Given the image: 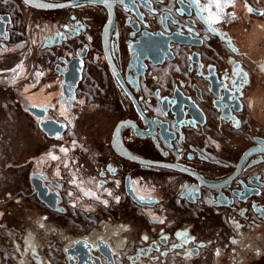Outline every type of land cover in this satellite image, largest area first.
Returning <instances> with one entry per match:
<instances>
[{
  "label": "flooded vegetation",
  "instance_id": "af4514ba",
  "mask_svg": "<svg viewBox=\"0 0 264 264\" xmlns=\"http://www.w3.org/2000/svg\"><path fill=\"white\" fill-rule=\"evenodd\" d=\"M232 2L224 9L231 19L223 15L212 33L189 0H116L109 53L123 86L102 44L108 7L72 3L36 9L23 0H0V78L11 82L4 90L18 96L40 130L41 119L28 111L31 107L46 111L44 122L65 124L60 140L41 132L53 143H74L72 174L78 177L40 158L28 172L29 182L8 196L0 264H201L204 258L205 264H264V69L259 74L242 58L256 47L257 34L264 52V15L247 10L264 13V0ZM248 15L262 21L248 35L244 26L237 30L248 48L243 49L223 29ZM77 68L68 97L67 77ZM237 70L246 74V82ZM251 105H259L262 118L252 119ZM89 119L101 133L94 144L80 145L77 128ZM125 121L143 133L165 124L173 134L168 142L158 134L141 138L131 126L123 129L122 142L140 158L192 174L142 166L117 154L114 131ZM33 173L41 176L43 195L55 200L54 209L39 199ZM206 183L220 186L214 191ZM25 199L40 206L37 226L20 218ZM177 233H187V242ZM80 241L84 248L69 254Z\"/></svg>",
  "mask_w": 264,
  "mask_h": 264
},
{
  "label": "rangeland",
  "instance_id": "374dc122",
  "mask_svg": "<svg viewBox=\"0 0 264 264\" xmlns=\"http://www.w3.org/2000/svg\"><path fill=\"white\" fill-rule=\"evenodd\" d=\"M233 0H228L229 6L232 5ZM253 1V0H252ZM228 6V7H229ZM227 7V8H228ZM225 19H231L230 14L224 10ZM262 18L248 15L247 18L241 22L235 23L234 27H225L223 33L229 34L234 41L243 49L247 48L246 43L242 42L243 38L239 39L238 29L245 28L249 29L247 35L251 33L253 27L259 25ZM242 26V27H241ZM231 33V34H230ZM245 35V34H244ZM256 37V36H255ZM258 40L256 42V47L248 50L247 57L242 56L252 66V69L257 71L259 74L264 69V52L260 49L263 41L259 34L256 37ZM246 38H244L245 41ZM258 46V47H257ZM248 49V48H247ZM255 49H257L255 51ZM12 75V74H11ZM10 80L0 78V225L1 228L6 227V219L10 217L8 213L9 207L7 204L8 196L14 195V197L19 192V188L25 186L28 180V172L33 170L32 168L40 158H44L50 164H56L62 170L70 173V176L76 175L72 174V168L77 167L74 165L73 157L77 151L76 147H73L74 143L71 141L67 143H53L45 138L41 130L39 129L36 122L32 119L30 120L24 113L20 106V100L17 95H11L9 90H4L10 84ZM258 83L255 84V89L253 95L258 93L257 87ZM28 97L33 98V94ZM19 101V103H18ZM259 105H251L252 119L258 120L262 118L261 111L258 107ZM94 116V120L95 121ZM89 118H92V113H90ZM91 119L87 122L88 125H81L77 128V135H81L80 140L77 141L80 145L94 144L93 140L96 136L101 133L100 127H97ZM93 123V125H92ZM74 130H71V135L74 134ZM95 136V137H94ZM85 140V141H84ZM61 149H66V151H61ZM53 156L58 157V159H52ZM33 162V164H27V162ZM79 161H75L77 163ZM37 168V166H35ZM34 167V168H35ZM68 175V174H67ZM25 188V187H24ZM14 206V205H13ZM81 211H86V206L78 207ZM18 209L21 211L19 213L20 218L24 221H28L31 225L37 226L38 217L40 213V206L35 199L27 200L25 199L20 203ZM78 212V211H77ZM78 214V213H77ZM100 214V213H99ZM97 214L95 219H101V216ZM90 218V217H89ZM91 218H93L91 216ZM16 219L13 218L12 222ZM96 221V220H95ZM93 225V222L90 223ZM208 258H204L201 264H205ZM213 259L211 263H213ZM59 264V263H58Z\"/></svg>",
  "mask_w": 264,
  "mask_h": 264
},
{
  "label": "water",
  "instance_id": "95a60500",
  "mask_svg": "<svg viewBox=\"0 0 264 264\" xmlns=\"http://www.w3.org/2000/svg\"><path fill=\"white\" fill-rule=\"evenodd\" d=\"M25 2V0H23ZM72 3H76V4H84V3H91L89 2V0H76L74 2H67V3H62V4H57V5H64L63 7H37L35 6V4H44V5H51V4H47L41 0H33L32 3H26L27 5H29L30 7L36 8V9H52V8H65L67 6H69ZM91 4H98V5H103V4H99V3H91ZM105 6V5H103ZM107 7V6H106ZM109 9V18L108 21L103 29V33H102V44H103V49H104V53L105 56L107 57L108 63L111 66V70L114 72L115 76L119 79V81L123 84L120 75L111 59L110 53H109V44H110V38H111V32L114 26V21H115V13H114V9L113 7L108 8ZM253 9V14H255L256 16H262L261 11H257L256 9ZM175 43L179 44V45H194V44H190L189 42L186 41H182V40H177L174 41ZM110 57V59L108 58ZM161 63V62H156V64ZM78 73H79V69L77 68V70H75V73L73 72L72 76L67 77V84L66 86H70L69 89H71V91L66 90L65 87V93L67 94V96L69 97L71 93H73V89L75 87V81L76 79H78ZM72 97V95H71ZM129 97L131 98V100L135 103L137 110L139 113H141V109L139 108V106L137 105L133 95H131L129 93ZM34 117H36L37 119H41V123H40V128L41 130L51 139H56V140H60L63 137V134L66 130V126L65 124H61L58 123L57 121H45L44 122V117L46 115V111L42 110L40 108L37 107H31L28 110ZM127 126H131V128H133V130L137 133L138 136H140L141 138H146V137H150L151 135H156L158 134L161 139L163 141H167L172 138V133H169L166 131V125L165 124H160L158 125V129L154 128L152 132H148V133H143L142 131H140L138 129V127L136 126V124H134L131 121H125L120 123L115 131H114V137H113V141H112V145L113 148L115 149L116 153L119 154L121 157H123L124 159L130 161V162H134L137 164H140L142 166H153V167H159V168H168V169H173L176 171H179L181 173H185V174H192L188 171H186L185 169H183L182 167L173 165V164H167L164 162H154V161H150V160H146L143 158H140L136 155H134L131 151H129L126 146L123 144L122 142V138H121V134L123 132V129ZM158 130V132H157ZM253 149H249L245 152V154L243 155V157L240 160L239 163V169L241 168L243 162L245 161V159L250 155V153L252 152ZM41 176L39 174L33 173L30 175V181L31 184L33 186V188L35 189V192L38 194L39 199L45 203L46 205H48L51 208H55V200L54 201H50L49 199H47L44 195H43V191L42 188L40 186L41 180H40ZM232 178V176L230 178H228L225 182H228L230 179ZM225 182L223 184H225ZM206 186L214 191H217L219 189L220 184L218 183H206ZM99 244H103L102 242H99ZM85 246V241H80L76 244V246L73 249H69L68 253L69 254H76L77 250L84 248ZM108 247V245H105ZM104 248L106 249V247H102L101 251L102 254L105 255L104 253ZM78 254V253H77Z\"/></svg>",
  "mask_w": 264,
  "mask_h": 264
},
{
  "label": "snow or ice",
  "instance_id": "6c2138e0",
  "mask_svg": "<svg viewBox=\"0 0 264 264\" xmlns=\"http://www.w3.org/2000/svg\"><path fill=\"white\" fill-rule=\"evenodd\" d=\"M33 0H25V3H32ZM91 3H99L107 6L108 8H111L113 3L116 2V0H89ZM118 2L123 3L124 0H118ZM181 3H184V0H181ZM195 5L198 9V15L200 16V19L207 25L208 31L212 33H217V29L213 27V25L219 24L223 18L224 15V9L229 6L228 0H205V3H201V0H189V6ZM37 7H63L64 5H44V4H35ZM215 9V11H213ZM248 12H253V9L251 7H248ZM181 13H183V9L179 10ZM261 15H264V13H261ZM168 17H165L167 19ZM2 19V18H0ZM175 23L176 21L173 20ZM82 27V26H81ZM191 31V29H189ZM235 50V49H233ZM110 59V57H108ZM37 75H40L38 73ZM236 75L240 77L242 82H246V74L242 73L241 71L237 70ZM236 81H233V84H235ZM63 95V94H62ZM74 99V97H73ZM82 102V101H81ZM67 103V101H65ZM166 115V113H165ZM67 118V117H66ZM235 127H239V121H236L234 124ZM61 151H66V149H61ZM52 159H58V157L53 156ZM75 182V181H73ZM118 199V198H117ZM140 201H145L144 196L139 197ZM214 201L209 200V203H213ZM105 203H107L105 201ZM159 223H163V220H160L159 218H155ZM43 227V225H41ZM239 227V225H237ZM177 236L181 238L183 241L187 242L188 236L187 233H177ZM145 240H147V237H144ZM162 239H166V237H162ZM233 243H236V241H233ZM176 246H183V245H174ZM29 247L32 248V244L29 243ZM34 250V249H33ZM143 251V250H141ZM219 254V253H217Z\"/></svg>",
  "mask_w": 264,
  "mask_h": 264
}]
</instances>
